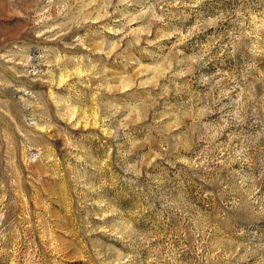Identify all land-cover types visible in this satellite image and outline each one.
<instances>
[{
  "label": "rangeland",
  "instance_id": "374dc122",
  "mask_svg": "<svg viewBox=\"0 0 264 264\" xmlns=\"http://www.w3.org/2000/svg\"><path fill=\"white\" fill-rule=\"evenodd\" d=\"M0 264H264V0H0Z\"/></svg>",
  "mask_w": 264,
  "mask_h": 264
}]
</instances>
